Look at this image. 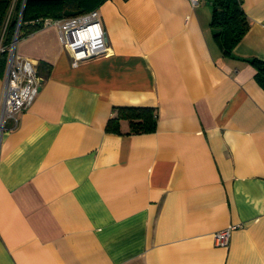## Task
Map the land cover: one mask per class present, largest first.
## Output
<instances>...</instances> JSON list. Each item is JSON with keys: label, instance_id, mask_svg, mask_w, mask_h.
Masks as SVG:
<instances>
[{"label": "crops", "instance_id": "crops-1", "mask_svg": "<svg viewBox=\"0 0 264 264\" xmlns=\"http://www.w3.org/2000/svg\"><path fill=\"white\" fill-rule=\"evenodd\" d=\"M240 4L230 55L212 0H103L107 55L76 60L53 25L17 40L40 84L4 122L0 264H264V87L247 60H264V0ZM118 105L152 107L154 130L106 131Z\"/></svg>", "mask_w": 264, "mask_h": 264}, {"label": "trees", "instance_id": "trees-1", "mask_svg": "<svg viewBox=\"0 0 264 264\" xmlns=\"http://www.w3.org/2000/svg\"><path fill=\"white\" fill-rule=\"evenodd\" d=\"M103 0H0V76L3 77L8 57L7 46L17 29V38L42 27L44 18H63L97 7ZM19 20V21H18ZM211 26L223 55H230L234 45L249 28L240 0H212ZM256 68V78L264 87V60L247 59ZM128 122L129 133L151 132L155 128L154 109L141 105L113 106L105 130L120 133L119 122Z\"/></svg>", "mask_w": 264, "mask_h": 264}, {"label": "built area", "instance_id": "built-area-1", "mask_svg": "<svg viewBox=\"0 0 264 264\" xmlns=\"http://www.w3.org/2000/svg\"><path fill=\"white\" fill-rule=\"evenodd\" d=\"M192 6L200 0H188ZM19 21V20H18ZM57 27L64 48L76 59H86L107 55L109 51L105 31L99 12L96 8L86 12L63 18H44L42 27ZM17 29L10 44L7 62L3 75V89L0 99V144L5 129L4 122L8 118L16 119L15 114L28 108L33 102L39 88L40 78L35 63L29 58L15 52ZM4 47L0 43V51ZM230 227L217 231L214 240L217 245L227 246Z\"/></svg>", "mask_w": 264, "mask_h": 264}, {"label": "rangeland", "instance_id": "rangeland-1", "mask_svg": "<svg viewBox=\"0 0 264 264\" xmlns=\"http://www.w3.org/2000/svg\"><path fill=\"white\" fill-rule=\"evenodd\" d=\"M206 2V1H205Z\"/></svg>", "mask_w": 264, "mask_h": 264}]
</instances>
